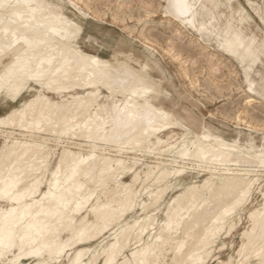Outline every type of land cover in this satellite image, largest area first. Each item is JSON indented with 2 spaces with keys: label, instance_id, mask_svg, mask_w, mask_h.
<instances>
[{
  "label": "bare ground",
  "instance_id": "obj_1",
  "mask_svg": "<svg viewBox=\"0 0 264 264\" xmlns=\"http://www.w3.org/2000/svg\"><path fill=\"white\" fill-rule=\"evenodd\" d=\"M57 1L0 0V102L13 105L0 116V264H205L244 215L239 260L219 264H264V139L228 138L164 90L153 48L123 40L102 57L83 38L92 16ZM245 3L252 13L168 0L165 14L264 99V0Z\"/></svg>",
  "mask_w": 264,
  "mask_h": 264
},
{
  "label": "rangeland",
  "instance_id": "obj_2",
  "mask_svg": "<svg viewBox=\"0 0 264 264\" xmlns=\"http://www.w3.org/2000/svg\"><path fill=\"white\" fill-rule=\"evenodd\" d=\"M47 1L58 4L57 0ZM64 1L68 2V0ZM70 1L94 19L85 24L83 38L95 39L99 46L103 47L102 57L110 58L113 52L107 47L115 46L123 40L134 42L136 48L141 51L144 49L143 45L153 48L158 53L157 58L166 76L172 78L175 86L174 89L172 84L165 81L162 84L164 90L175 98L182 97L185 107L192 110L196 107L194 112L197 115L201 114L204 121L211 124L215 131L226 133V137L235 138L234 132L240 128L243 129V141L251 136L256 145L263 143L264 99L251 93L249 84L242 74L243 70L235 59L218 51L214 43L213 46H208L195 30L183 26L178 20L165 14L168 0ZM240 1L252 13L245 0ZM252 1L260 2V0ZM254 18L253 27L263 28L259 19L255 16ZM86 50L93 52L89 45ZM258 69L264 75V67L259 66ZM156 77L161 80L163 75L157 73ZM248 99L254 101L249 102ZM11 107L13 105L9 102L1 101L0 116ZM195 176L186 174L184 185L190 184L193 179L200 184L206 177L203 172L198 178ZM259 178L264 185V174H260ZM179 191V189L169 191L166 200L169 201ZM253 200L256 202L249 204L248 210L253 205L261 203L258 194ZM158 215L160 220L164 219L162 212ZM246 217V215L242 216L243 220L231 235H222L217 240L215 251L205 264H219L220 261H228L230 257H233V262L237 263L236 260L239 258L237 251L242 243L241 234L248 228ZM255 262L252 260L249 264ZM61 264H67V261L63 260Z\"/></svg>",
  "mask_w": 264,
  "mask_h": 264
}]
</instances>
